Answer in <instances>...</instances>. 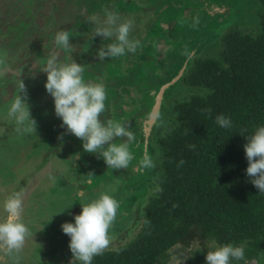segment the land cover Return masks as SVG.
I'll list each match as a JSON object with an SVG mask.
<instances>
[{
	"label": "flooded vegetation",
	"instance_id": "af4514ba",
	"mask_svg": "<svg viewBox=\"0 0 264 264\" xmlns=\"http://www.w3.org/2000/svg\"><path fill=\"white\" fill-rule=\"evenodd\" d=\"M15 1H25L27 9L18 11L4 21H19L21 24H25V29H31V25L35 23L39 25L41 20L49 15L47 10L49 0L38 3L30 0H0V21L3 17H8L7 15L10 14L8 8L12 9L10 4ZM222 1L104 0L100 5L97 0H66V8L74 5L76 8L69 12L59 25L63 30L70 32V44L73 47L70 49L58 47L55 43V34L45 44L43 54L36 58L28 71L21 70L16 74H11L6 79L0 80V162H17L19 153L26 150L25 148L31 144L33 150L39 151L40 158H45L47 149L50 150V153L53 151L60 153L61 146H63L64 151L67 148L69 151L78 150L79 147L83 148V141L74 134H65L63 140L58 139L67 130L61 127L63 122L60 118L56 117L55 114H50V112L54 113L53 111H55L54 99L45 88L47 73L44 72V69L51 56H57L58 60L64 63H71L75 60L78 64L85 65L83 73L85 82L103 83L106 87V110L101 119L126 122L134 134L131 148L138 149L140 158H142L143 150L147 147L148 152L153 157L155 167L151 169H142L139 163H134L137 165L136 174H141L140 180L136 184L137 191L130 194L131 188H124L125 193L127 192L129 195L126 200L127 206L122 207V211L127 217L134 216L133 221H136L134 225L139 227L141 214L156 191L152 189L149 194L147 191L144 195L137 193L148 184L146 174L155 172L159 153L158 145L154 143L155 137L163 134L167 129L166 125L162 124V120L165 122L166 115L168 114L170 117L172 114V104L180 102L175 96H181L182 100L185 99L186 92L191 91L187 78L192 70L200 61L218 57L224 51L228 35L236 34L239 31L254 32L258 29L261 16L264 15V12H261L257 6L258 0H228L226 9L221 6ZM249 7L251 11H248ZM241 8L248 20L246 19L244 28L234 27V22L240 15ZM106 10L118 13L121 18L119 22L133 21L129 38L141 42L134 54L128 53L121 57L106 58L105 60L98 59V49L102 45L106 46L115 42V37L106 39L96 36L95 33L96 27L104 26ZM250 14H252L251 19ZM6 25L10 31H12L11 26H16L9 22H6ZM37 28H34V32ZM14 36L0 43L1 53L12 54L11 49L14 46L12 38ZM215 45L219 47L217 53H213ZM182 70V76L165 92L156 123L145 142V131L141 125L143 120L149 117L161 88L175 79ZM169 72L172 76L170 79ZM20 80L24 82L27 89V103L30 116L36 121V131H25L29 122L26 120L23 124H18L16 118L8 114L12 101L20 94L18 88ZM180 89H182L181 93H179ZM137 116L138 118L142 116V118L139 121L138 119L134 120ZM36 142L38 144L34 148ZM100 158L99 154H91L90 156L91 160H95L94 163H100L99 167H106V163L98 162ZM26 162L32 163L31 159H27ZM49 166L52 167L49 170L50 173L56 178L58 177L59 180L68 182L72 180L68 179L69 177L75 176V180H79L78 184L85 186L82 190H85L90 184L83 181L81 172V169H84L83 166L79 168L74 165L71 169L60 171L55 169V163ZM44 167L45 165L41 167L43 171ZM88 167L85 168L87 171ZM41 171L39 170V176L46 175L48 169L43 174ZM153 175L156 176V172ZM37 176L32 177L38 181ZM129 176H132V171ZM28 179L29 181H26L28 183L33 181L29 176ZM28 183L25 185L27 186ZM37 183L32 184V186L36 187ZM18 189L16 193L21 192ZM99 189L101 186L96 187V190ZM26 197L23 198V206ZM138 220L139 223H137ZM125 240H119L118 243L123 244L126 242ZM4 249L0 248V250Z\"/></svg>",
	"mask_w": 264,
	"mask_h": 264
},
{
	"label": "trees",
	"instance_id": "16d2710c",
	"mask_svg": "<svg viewBox=\"0 0 264 264\" xmlns=\"http://www.w3.org/2000/svg\"><path fill=\"white\" fill-rule=\"evenodd\" d=\"M187 83L192 93L172 104L166 131L155 137L156 192L137 234L119 255L103 251L92 264H206L208 251L231 243H246L244 260L231 264H264V193L247 176L244 151L246 137L264 126V15L254 32L228 35L224 51L200 61ZM221 114L232 127L216 123Z\"/></svg>",
	"mask_w": 264,
	"mask_h": 264
},
{
	"label": "clouds",
	"instance_id": "9594fccd",
	"mask_svg": "<svg viewBox=\"0 0 264 264\" xmlns=\"http://www.w3.org/2000/svg\"><path fill=\"white\" fill-rule=\"evenodd\" d=\"M104 26L95 28L96 36L106 39L115 37V42L102 45L97 51L99 60L117 58L128 53H135L140 46L139 40H132L129 34L133 27L132 20H121L118 13L105 11ZM119 22V23H118ZM198 22V21H197ZM70 32L60 30L55 35V43L63 49H70ZM0 64L3 61L0 60ZM85 65L75 60L64 63L53 55L47 60L44 72L47 73L46 91L54 99L55 115L62 120V133L58 139L63 140L65 134H74L83 141V149L87 153L99 154L111 169H127L134 159L131 142L134 134L126 122L113 119H101L106 110V87L103 83L85 82L83 73ZM4 73L0 71V76ZM19 95L11 103L9 115L14 116L18 124L26 120L29 126L25 131H36V121L30 116L27 103V89L22 80L19 85ZM209 114L211 109H206ZM216 123L222 128L232 127V121L224 115H217ZM126 138V139H124ZM244 145L248 167L246 173L251 177V183L264 193V126L258 127L254 134L246 137ZM120 139L122 142H117ZM107 146V147H105ZM196 145H189L195 150ZM184 160L179 162L183 165ZM142 169L155 167L153 157L147 147L143 150L139 161ZM91 183L94 173L87 175ZM119 202L109 194H102L98 199L82 205V211L74 217L75 223L66 222L61 225L64 234L70 237L69 248L74 260L82 264H92L94 257L101 255L111 242L109 230L116 219ZM7 219L0 222V248H5L9 254L19 253L26 238L31 234L30 228L22 221L23 197L21 193L9 196L4 202ZM246 243L218 245L208 251L206 264H231L233 260H244ZM16 264H19L17 259ZM247 264V261H245Z\"/></svg>",
	"mask_w": 264,
	"mask_h": 264
},
{
	"label": "rangeland",
	"instance_id": "374dc122",
	"mask_svg": "<svg viewBox=\"0 0 264 264\" xmlns=\"http://www.w3.org/2000/svg\"><path fill=\"white\" fill-rule=\"evenodd\" d=\"M221 6L226 9L228 0H223ZM240 10L241 13L235 20L234 27L244 28L247 22V16L243 14L244 11L242 8ZM66 11L68 10H62L61 12ZM248 11H251L250 7ZM251 15L252 14L249 15L250 19ZM11 28L12 31L9 30V27L0 26V34L4 37V41H7L8 38H11L15 33L19 32L18 27L11 26ZM216 46L217 45H215V47L213 46V53H217L219 50V47ZM168 74L170 79L172 77L170 76L171 72ZM181 91L182 89L179 90V93H181ZM191 93L186 92V97L184 98H187ZM175 98L183 101L181 96H175ZM53 112L54 113L50 112V114H55V111ZM138 116L137 118L135 117L134 120L138 119L139 121L140 118H142V116L139 118ZM168 118L169 116L167 114L165 122L162 120V124L164 123L166 128L168 126ZM36 134L35 132V135ZM144 140L146 142V139ZM1 142H4V140H1ZM37 144L38 142L34 144V148L37 147ZM31 146L32 144L27 146L25 148L26 150L19 153L17 162H0V222L5 221L8 215L4 210L5 200L9 196L15 194L17 189L21 187L18 190H22L21 192L23 195L27 194L21 219L30 228L31 232L26 238L25 244L19 253L13 252L9 254L6 249L0 250V264H16L17 259L19 264L82 263L79 260H74L73 254L69 248L70 237L63 233L61 225L66 222L75 223L74 217L81 213L82 205L98 199L102 194L111 195L120 205L116 219L109 230L111 242L109 247L104 250L105 254L103 256L108 258L111 254L113 256L114 254L124 251L125 249H123L122 246L129 243L138 232V228H135L137 226L134 225L136 222L133 221L134 216L127 217L123 213L122 207L127 206L126 200L129 195L127 192L125 193L126 190H124V188L130 187L131 194L132 190L135 188V182L140 177L136 174L137 165L134 164L139 163L141 159L139 154L140 151L131 148L134 159L130 162L127 169L117 170L111 169L108 166L101 168L98 166L100 163L95 164L93 166L94 170L91 171V173H94V177L86 189L82 190L85 186L78 184L79 180H75V176L69 177L68 179L72 180L67 182L66 180L57 179L58 177L56 178L49 171L52 168L49 166L51 163H55V169L59 171L71 169L72 166L70 167L69 163H73V157L71 155L74 152L69 151L68 148L64 151L63 146H61L60 153H55L54 151L50 153V150L47 149L44 156L45 158H40L39 151L37 149L33 150ZM27 159H31L32 163H27ZM49 160L50 163H48ZM98 162L105 163L102 158H100ZM46 163H48V165H45ZM65 163H67V165H65ZM42 165H45L43 168L44 171L41 169ZM81 165L84 167V169H81L83 181L88 182L87 175L89 171L85 169L84 163H81ZM82 166L78 167L81 168ZM46 169H48V171H46L47 174L41 175L43 177L39 176V170H42L43 172L41 171V174H43ZM131 171L132 176L130 177L129 174ZM153 173L155 172L146 175L148 184L145 185V188L148 189L149 192L153 189L151 186H153L156 181L155 175L152 176ZM28 176L31 179H33L32 176H37L38 181L34 178L35 180L33 179L32 182L28 183L26 182L27 180L29 181ZM135 179L136 181H134ZM26 183H28L27 186L25 185ZM34 183H37L36 187L34 185L32 186ZM22 185L24 186L22 187ZM98 186H101V189L96 190ZM82 192H84V194H82ZM124 239H126V242L120 245L121 243H118V241H123ZM175 264L185 263L176 261Z\"/></svg>",
	"mask_w": 264,
	"mask_h": 264
},
{
	"label": "water",
	"instance_id": "95a60500",
	"mask_svg": "<svg viewBox=\"0 0 264 264\" xmlns=\"http://www.w3.org/2000/svg\"><path fill=\"white\" fill-rule=\"evenodd\" d=\"M4 1H9V0H4ZM30 1H35V3H38L39 1H47V0H30ZM48 2V1H47ZM66 0H49V5H47V10L49 15L47 17H44V19L41 20L39 23H35L31 25V29H25V24H21L19 21H4L8 19L10 16L14 15L18 11L22 9H27V6L25 5V1H15L12 4V9L8 8L10 10V14H8V17H3L2 21H0V26L5 27L6 22H9L11 24H15L16 27L19 28V32L17 35H15L12 40L14 43V46L11 49L10 55H5L0 52V60L3 61V64H0V71H2L4 74L0 76V80L2 78H7L11 74H16L19 71H28L30 66L34 63L36 58L39 55H42L44 52V46L45 44L54 36L58 31L62 29L59 24L62 23V20L65 18L69 12H71L73 9H75L74 6L67 7L68 11L66 12H61L62 10H67L66 5L67 2ZM97 2H100V5L104 2V0H97ZM46 3V2H45ZM79 4V2H78ZM24 5V6H22ZM15 7H20V8H15ZM37 17V16H35ZM38 18V17H37ZM7 27V25H6ZM38 27V28H37ZM34 28H37V30L34 32ZM32 36V37H31ZM0 43H3V36L0 34ZM5 51V50H4ZM185 68V67H184ZM182 72L172 81L166 83L160 90L157 98V102L153 106L151 113L147 119L143 120L144 123L142 122V128L144 133V138L146 141L148 140L152 127L156 123L157 119V114L161 105V100L164 97L165 92L167 89L173 85L181 76ZM4 79V80H5ZM3 80V81H4ZM126 139V138H125ZM121 140L118 139L117 142H120ZM122 142V141H121ZM72 152V159L73 163H69L70 167L71 166H82L81 163H84L85 167H88V171L90 172L93 169V166L96 164L94 163L95 160L93 161L90 159L91 153H87L84 151L83 148L79 147L78 150H73ZM70 156V155H68ZM102 158V157H101ZM103 159V158H102ZM52 164V163H51ZM45 165H48L46 163ZM67 165V163H65ZM22 191V190H21ZM22 194V192H20ZM27 196V194H22V197L24 198Z\"/></svg>",
	"mask_w": 264,
	"mask_h": 264
}]
</instances>
